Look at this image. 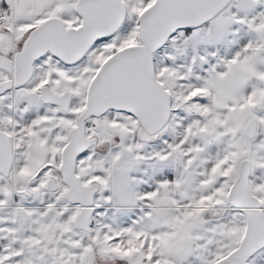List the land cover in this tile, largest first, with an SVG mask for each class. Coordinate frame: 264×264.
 Here are the masks:
<instances>
[{"label": "snow or ice", "instance_id": "snow-or-ice-1", "mask_svg": "<svg viewBox=\"0 0 264 264\" xmlns=\"http://www.w3.org/2000/svg\"><path fill=\"white\" fill-rule=\"evenodd\" d=\"M0 264H264V0H0Z\"/></svg>", "mask_w": 264, "mask_h": 264}]
</instances>
